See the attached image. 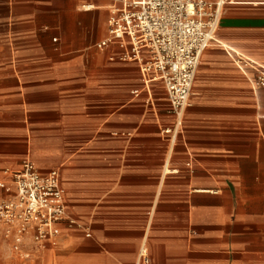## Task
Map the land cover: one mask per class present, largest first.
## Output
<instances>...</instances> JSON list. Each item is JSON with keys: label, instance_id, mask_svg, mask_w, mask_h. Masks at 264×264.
<instances>
[{"label": "crops", "instance_id": "obj_1", "mask_svg": "<svg viewBox=\"0 0 264 264\" xmlns=\"http://www.w3.org/2000/svg\"><path fill=\"white\" fill-rule=\"evenodd\" d=\"M110 3L0 0V182L59 169L80 225L35 264H264V0H228L177 119L93 52Z\"/></svg>", "mask_w": 264, "mask_h": 264}, {"label": "built area", "instance_id": "obj_2", "mask_svg": "<svg viewBox=\"0 0 264 264\" xmlns=\"http://www.w3.org/2000/svg\"><path fill=\"white\" fill-rule=\"evenodd\" d=\"M223 4L224 0H111L106 35L94 47L109 61L137 68L145 104L153 106L154 89H162L168 111L177 119L190 104L201 55L216 40ZM131 93L138 98L141 91ZM10 175L0 182L6 192L0 196V239L21 264H35L63 225H80L67 213L59 169L42 173L25 158ZM149 263L142 244L135 264Z\"/></svg>", "mask_w": 264, "mask_h": 264}, {"label": "rangeland", "instance_id": "obj_3", "mask_svg": "<svg viewBox=\"0 0 264 264\" xmlns=\"http://www.w3.org/2000/svg\"><path fill=\"white\" fill-rule=\"evenodd\" d=\"M230 1V0H229ZM227 2H228V0H224V4H223V10H222V15L224 16V12L223 11H225L224 10V8L225 7H227V6H229L228 4H227ZM109 8V6L106 8V10H105V12H104V22H106V19H107V16H108V9ZM227 12L226 13H228V12H231V11H229V10H226ZM221 15V16H222ZM105 35H106V26L103 28V34L99 37V39H98V41L99 40H101L102 38H104L105 37ZM218 39L221 41V37L220 36H218ZM218 43L217 42H212L210 45H212L210 48H212V47H214V45H217ZM209 48V49H210ZM92 50H93V52L95 53V54H97V56H98V59H100V60H104V59H106V53L105 52H102V51H100V50H97L95 47H94V44H93V46H92ZM207 53V52H206ZM205 53V54H206ZM203 57H204V55H203ZM203 57H202V59H203ZM205 58V57H204ZM107 59H108V57H107ZM135 69V68H134ZM133 78H134V81H136V83H137V85L136 86H132V88H134V87H140L141 86V84L139 83V73L137 72V73H134V75H133ZM157 89H159V88H157ZM159 90H161V89H159ZM163 93H164V91H162ZM144 95L146 94V93H143ZM131 95L133 96V94L131 93ZM156 97H158V98H163V94H161V92H159V94H156ZM137 98V97H136ZM149 107L151 106L149 103L147 104ZM148 106L146 107V109H149L148 108ZM167 143V142H166ZM0 264H20L19 263V260L17 259V258H15V256H13L11 253H10V251L8 250V247L6 246V245H4V243L0 240Z\"/></svg>", "mask_w": 264, "mask_h": 264}, {"label": "bare ground", "instance_id": "obj_4", "mask_svg": "<svg viewBox=\"0 0 264 264\" xmlns=\"http://www.w3.org/2000/svg\"><path fill=\"white\" fill-rule=\"evenodd\" d=\"M223 1V0H222ZM216 42H221L218 38H217V41ZM224 44V43H223ZM139 82L141 83V86L143 87L144 86V83L139 79ZM176 170L175 169H170L168 167V165H165L163 167V172L166 173V172H175Z\"/></svg>", "mask_w": 264, "mask_h": 264}]
</instances>
